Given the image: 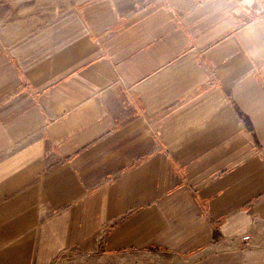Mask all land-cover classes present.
<instances>
[{
  "label": "crops",
  "instance_id": "0c3cea01",
  "mask_svg": "<svg viewBox=\"0 0 264 264\" xmlns=\"http://www.w3.org/2000/svg\"><path fill=\"white\" fill-rule=\"evenodd\" d=\"M0 264H264V0H0Z\"/></svg>",
  "mask_w": 264,
  "mask_h": 264
},
{
  "label": "built area",
  "instance_id": "2783aa9c",
  "mask_svg": "<svg viewBox=\"0 0 264 264\" xmlns=\"http://www.w3.org/2000/svg\"><path fill=\"white\" fill-rule=\"evenodd\" d=\"M244 240H249L250 239V235L249 234H246L243 236Z\"/></svg>",
  "mask_w": 264,
  "mask_h": 264
}]
</instances>
